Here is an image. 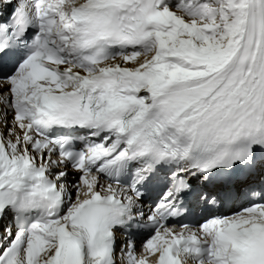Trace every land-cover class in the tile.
Segmentation results:
<instances>
[{
    "label": "snow or ice",
    "instance_id": "6c2138e0",
    "mask_svg": "<svg viewBox=\"0 0 264 264\" xmlns=\"http://www.w3.org/2000/svg\"><path fill=\"white\" fill-rule=\"evenodd\" d=\"M0 264H264V0H0Z\"/></svg>",
    "mask_w": 264,
    "mask_h": 264
}]
</instances>
